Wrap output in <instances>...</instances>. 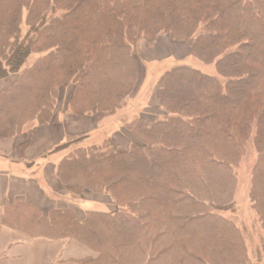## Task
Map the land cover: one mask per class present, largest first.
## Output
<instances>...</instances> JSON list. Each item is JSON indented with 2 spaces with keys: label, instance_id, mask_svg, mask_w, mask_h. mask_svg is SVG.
<instances>
[{
  "label": "trees",
  "instance_id": "obj_1",
  "mask_svg": "<svg viewBox=\"0 0 264 264\" xmlns=\"http://www.w3.org/2000/svg\"><path fill=\"white\" fill-rule=\"evenodd\" d=\"M163 35L216 73L175 65L157 83L161 115L123 122L129 146L76 140L57 166L73 196L105 194L115 208L43 214L15 200L4 220L79 240L97 253L85 264H252L225 212L252 144L249 197L264 229V0H0V81L15 76L0 91V139L57 122L67 85L70 114H115L137 85L139 42Z\"/></svg>",
  "mask_w": 264,
  "mask_h": 264
},
{
  "label": "crops",
  "instance_id": "obj_2",
  "mask_svg": "<svg viewBox=\"0 0 264 264\" xmlns=\"http://www.w3.org/2000/svg\"><path fill=\"white\" fill-rule=\"evenodd\" d=\"M159 43L158 40L154 41L151 47L162 49L153 52L151 49V54L147 57L142 53L143 43L139 45V54L143 61L146 59L148 69L168 58L187 57V48L190 51V46L185 43L183 46L186 54L182 57L178 58L171 53L161 55L164 51ZM14 79L15 76L11 80H1L3 83L6 81V84L0 83V91L10 86ZM87 120H94L95 125L85 127ZM100 125V121L94 119V116L73 117L69 112L62 113L57 122L30 130L27 137L31 139V143L26 146L23 154L19 153V149L26 138L25 134L0 139V264H85L87 259L97 256L95 251L79 240L36 236L26 225L12 226L5 222L4 214L6 204L15 200L26 203L43 214L68 206L79 208L82 212L108 211L87 208V201L97 200L71 195L57 177L59 162L68 154L76 140L93 131V128L99 129Z\"/></svg>",
  "mask_w": 264,
  "mask_h": 264
},
{
  "label": "rangeland",
  "instance_id": "obj_3",
  "mask_svg": "<svg viewBox=\"0 0 264 264\" xmlns=\"http://www.w3.org/2000/svg\"><path fill=\"white\" fill-rule=\"evenodd\" d=\"M23 29L24 31L27 30L25 21L23 24ZM157 40L158 42H160L158 45L163 47L164 52L161 51V55H167L171 53L172 55L175 54V56L179 58L182 57L184 53L186 54V52H189L188 56L182 59H177L176 57L168 58L160 64L152 65L153 67L151 66V68L148 69L146 59H144L143 61L141 54H139L140 66L137 85L133 92L128 96V99L125 102V106L121 110L117 111L115 114L100 119L99 121L101 125L99 129L96 130L93 128V131H90L87 134L85 133V135L82 134L83 136L79 135L82 136L80 138L81 144L86 145L93 142H100L105 136H110L114 139L120 149H125L127 146H129V144L131 143V141L134 140V138L123 124L137 117H142L147 121H152L159 115H161V109L155 96L157 83L160 77L167 70L171 69L175 65L186 64L199 68L200 70L210 74L216 73L214 64H207L203 62L199 58L192 55L190 53L191 50L189 51L188 48L187 51L185 50L183 44L187 42L182 40H174L168 35H163L159 39H156L154 41ZM141 42L143 43L141 46L142 53H144L146 57L150 56L151 49L152 52L162 49L157 47H151L152 42H149L147 40L142 39L139 42V45ZM166 42L169 43V45H166ZM139 45L138 53L140 50ZM11 77L6 80H11ZM0 83L3 82L1 81ZM5 84L6 81L3 83V85ZM72 89V86L67 85L61 90V96L57 108L58 112H60L59 118L60 114L68 112L66 111V107L68 99L72 93ZM71 116L74 117V115L72 114ZM86 116L89 117L90 115ZM95 118L96 117L94 116V119ZM37 124V121H32L25 126V139H27V135H29L30 130L37 127ZM91 125L92 127L95 125L94 120H90L85 123V127L87 128ZM256 160L257 154L251 144V146L247 147L246 153L242 155L240 160L234 166V171L237 174L236 185L233 191L234 213L225 212V215L232 219L243 231L244 241L247 245V249L249 252L248 255L252 259V264H264V250L262 247L261 238L264 235V229L262 228V224L259 220V217L257 216L254 208L252 207L249 197L252 169L256 163ZM80 198H87L90 200L99 201H87L89 203V205H87V208H97L101 210H108L109 212L115 208L112 205L111 198L105 194H89L81 196Z\"/></svg>",
  "mask_w": 264,
  "mask_h": 264
}]
</instances>
